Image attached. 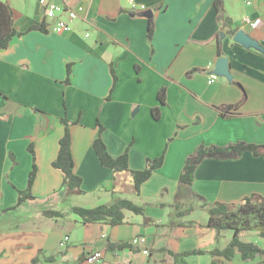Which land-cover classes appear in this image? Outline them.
<instances>
[{
    "label": "crops",
    "instance_id": "obj_1",
    "mask_svg": "<svg viewBox=\"0 0 264 264\" xmlns=\"http://www.w3.org/2000/svg\"><path fill=\"white\" fill-rule=\"evenodd\" d=\"M48 1L84 8L71 31L46 28L51 23L46 24L38 0H0L10 7L18 34L0 49V264H88L85 257L95 250L101 259L93 264H264V254L250 260L236 249L231 258L213 254L229 245L233 233L203 226L215 203L236 204L251 194L264 198V0H222L232 26L263 52L233 41L218 20L216 0H134L144 9H131L128 0ZM244 17L257 26L244 23ZM42 24L45 32L36 28ZM220 57L227 59L231 80L216 76L209 84ZM191 69L196 71L187 74ZM162 87L164 104L158 100ZM153 109L159 111L157 119ZM63 117L71 123L81 192L63 186V176L52 166ZM97 121L112 157L129 149L131 170H143L147 158L164 156L138 195L127 173L115 176L100 164L92 147ZM238 142L261 146L259 154L205 158L191 185L179 182L198 145ZM30 145L37 167L33 198L13 209L27 188ZM118 199L143 213L123 210V223L110 225L84 223L73 212ZM50 211L61 215L50 217ZM64 236L69 241L60 247ZM133 238L145 241L118 248ZM239 240L264 249L257 231H243ZM192 251L199 253L183 255Z\"/></svg>",
    "mask_w": 264,
    "mask_h": 264
},
{
    "label": "trees",
    "instance_id": "obj_2",
    "mask_svg": "<svg viewBox=\"0 0 264 264\" xmlns=\"http://www.w3.org/2000/svg\"><path fill=\"white\" fill-rule=\"evenodd\" d=\"M215 7L218 13L219 22L223 25L225 24L229 28L227 32L233 37L238 30L232 26L230 19L225 17L222 0H216ZM36 28L43 32L46 31L44 24ZM153 33L154 24L152 19H149L147 29V36L149 40L152 39ZM16 35L18 34L13 28L12 11L10 7L0 2V49L7 48L10 40ZM219 56L221 55L219 54ZM195 71L196 69H191L187 74H191ZM69 76L70 65L67 68V79L65 81L66 85L69 84ZM115 81L116 79L114 77V82ZM237 84L243 93H245L243 86L239 83ZM112 90L113 87L111 91ZM158 100L161 104L165 103L164 87H162L158 93ZM152 115L155 119H157L159 116L158 109H153ZM61 122L64 125V133L59 140L58 153L55 160L52 162V166L63 176V186H65L68 190L81 192L82 179L74 173V162L71 153V123H69L65 117L61 119ZM97 127L98 134L92 143V147L99 158L100 164L109 169L115 176L120 173H127L130 177L131 189L136 195H138L141 184L150 178L153 171L162 167L164 156L154 159L147 158L145 161V168L143 170H131L128 166L129 149L125 148L120 156L112 157L102 139L104 128L98 121ZM260 148L261 146L259 145L244 142H238L224 147L200 144L195 148L194 152L187 157L179 176V182L181 184L191 185L197 164L205 158L217 159L223 157L229 152H232L233 156L238 158L245 151H250L253 154L258 155ZM28 150L32 156V169L28 175L27 188L25 191L19 192L18 202L13 209H16L19 205L25 202V200L33 198L32 187L35 182L37 167L35 164L33 146L30 145ZM118 189L119 188L116 182H114L112 190L117 191ZM198 197L203 200L202 197ZM123 210H128L135 214L143 213L142 207L133 204L127 199H118L113 203L103 204L93 208H73V212L80 216L84 223L108 222L110 225H119L123 223ZM189 212L190 210L187 211V213ZM47 215L50 217H58L61 213L57 211H50ZM208 215V220L203 225L204 227L215 229L217 231L230 230L233 233V238L229 245L224 250L215 251L213 254H223L228 258H231L234 254V250L236 249L239 251L243 260H250L258 255L264 254V249L259 248L257 245L253 243H243L239 240V235L243 231H257L261 237H264V198L261 195L251 194L250 196L244 197L236 204L215 203L213 207L209 208ZM129 246L130 243H123L120 244L118 248L123 249ZM194 253L199 252H185L183 255L188 256ZM35 262L36 261L33 260V264Z\"/></svg>",
    "mask_w": 264,
    "mask_h": 264
},
{
    "label": "built area",
    "instance_id": "obj_3",
    "mask_svg": "<svg viewBox=\"0 0 264 264\" xmlns=\"http://www.w3.org/2000/svg\"><path fill=\"white\" fill-rule=\"evenodd\" d=\"M39 5H41L44 9V18L46 21V24L51 23V25L46 26V28L50 29L52 32L56 34H63L71 31V24L72 22L78 18L79 14L83 11L82 6H76L74 8L71 7H63L61 5L54 4L52 2H49L48 0H38ZM128 3L131 7V9H136L139 7L140 9H144V6H137L134 3V0H128ZM246 5H250L251 2L247 1L245 3ZM243 22L247 25L251 26L252 28H255L257 26V23L252 21L248 17L243 18ZM216 79V75L213 73L208 78V83H214ZM69 241L68 236H64L62 240L59 243L60 247H63L67 242ZM144 238H133L130 240V245L136 246L141 243H144ZM145 254H147V251H144ZM101 259V252L98 250H95L88 254L85 257V261L88 264H93Z\"/></svg>",
    "mask_w": 264,
    "mask_h": 264
},
{
    "label": "water",
    "instance_id": "obj_4",
    "mask_svg": "<svg viewBox=\"0 0 264 264\" xmlns=\"http://www.w3.org/2000/svg\"><path fill=\"white\" fill-rule=\"evenodd\" d=\"M148 17H151V11L148 12ZM221 36L223 37L224 35L222 34ZM233 41L243 46L244 48H254L259 51H263V48L258 44V42L253 40L242 30H238L234 34ZM214 74L216 76L224 77L227 80H231V73L229 71V66L226 58L220 57L216 60L214 66Z\"/></svg>",
    "mask_w": 264,
    "mask_h": 264
},
{
    "label": "rangeland",
    "instance_id": "obj_5",
    "mask_svg": "<svg viewBox=\"0 0 264 264\" xmlns=\"http://www.w3.org/2000/svg\"><path fill=\"white\" fill-rule=\"evenodd\" d=\"M256 240H258V241H263V240H260V238H257Z\"/></svg>",
    "mask_w": 264,
    "mask_h": 264
}]
</instances>
